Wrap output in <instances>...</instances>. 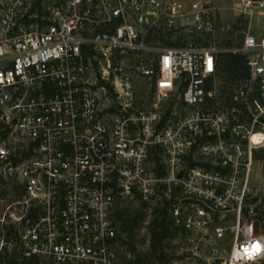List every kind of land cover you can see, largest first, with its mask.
I'll list each match as a JSON object with an SVG mask.
<instances>
[{"label":"built area","instance_id":"obj_1","mask_svg":"<svg viewBox=\"0 0 264 264\" xmlns=\"http://www.w3.org/2000/svg\"><path fill=\"white\" fill-rule=\"evenodd\" d=\"M262 150L264 0H0V264H127L123 203L163 215L152 264H264Z\"/></svg>","mask_w":264,"mask_h":264},{"label":"trees","instance_id":"obj_2","mask_svg":"<svg viewBox=\"0 0 264 264\" xmlns=\"http://www.w3.org/2000/svg\"><path fill=\"white\" fill-rule=\"evenodd\" d=\"M176 47H183V45H172ZM216 77L225 78L229 83L239 84L248 77V70L246 66V61L243 56L225 54L220 56L217 61V73ZM212 86L208 85L207 91H211ZM257 159L264 160V150L256 155ZM264 208V202H263ZM144 205L140 207L139 211L129 212L127 210H122L117 207L115 212V222L118 226V240L121 245L126 248V251L134 256V259L128 261L127 264H152L150 259L156 257L157 252L161 250V244L164 240L167 229L164 226V218L162 217L153 218L147 226L145 222L147 220V215L143 211ZM146 227L147 236L150 240V252L147 257L142 258L139 255H135L136 247L134 239L139 235V233Z\"/></svg>","mask_w":264,"mask_h":264},{"label":"rangeland","instance_id":"obj_3","mask_svg":"<svg viewBox=\"0 0 264 264\" xmlns=\"http://www.w3.org/2000/svg\"><path fill=\"white\" fill-rule=\"evenodd\" d=\"M219 5H223L221 2L218 1ZM226 4H224L225 6ZM234 21V18H232L229 14L223 12V22L231 24ZM238 32L237 35H239ZM241 38V37H240ZM239 36L228 34V35H222V34H216V44L217 47L220 49H227L232 46H237L240 43ZM220 58V56H219ZM169 85L167 80H164L162 83V86ZM238 85V84H236ZM235 84L229 83L225 80V78H218L216 77L214 81V89L216 90V97L214 98V105L217 103L220 104L236 87ZM136 100L141 101L144 106L148 107L153 104V98H154V89L153 86H149L146 82L138 83L136 85ZM174 97L172 96L165 102L163 105H171L173 104ZM120 209L127 210L129 212L139 211L140 206L138 204H129V203H123L118 205ZM136 252L135 255H139L142 258L147 257L148 255V248H147V237L146 234L141 231L139 235L134 239ZM132 256V255H131ZM153 262V259H150V263Z\"/></svg>","mask_w":264,"mask_h":264},{"label":"bare ground","instance_id":"obj_4","mask_svg":"<svg viewBox=\"0 0 264 264\" xmlns=\"http://www.w3.org/2000/svg\"><path fill=\"white\" fill-rule=\"evenodd\" d=\"M166 80H167V78H166ZM167 82H168V84H169V81H167ZM255 139L257 140V139H258V137H256Z\"/></svg>","mask_w":264,"mask_h":264}]
</instances>
